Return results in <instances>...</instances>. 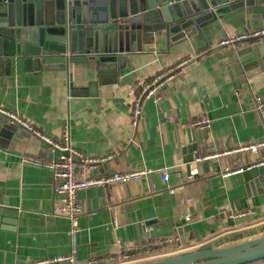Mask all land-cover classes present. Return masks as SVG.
Here are the masks:
<instances>
[{"label":"crops","instance_id":"1","mask_svg":"<svg viewBox=\"0 0 264 264\" xmlns=\"http://www.w3.org/2000/svg\"><path fill=\"white\" fill-rule=\"evenodd\" d=\"M262 27V17L251 21L245 12L227 11L184 41L164 32L140 41L115 72L100 77L83 63L21 74L0 70L1 107L54 139L67 128L71 147L107 156L91 174L153 171L114 184L106 194L96 186L79 190L83 213L72 238L69 219L61 214L64 197L52 194L50 169L29 162L48 161L53 153L0 116V264H102L119 255L117 239L140 247L153 243L159 259L264 235V179L250 189L242 174L258 156L232 151L195 161L264 137L253 108L254 95H264V62L249 67L247 81L235 86L222 55L228 50L217 46L223 37ZM253 41L239 42L238 48ZM186 57L189 63L162 86L160 100L145 101L133 126L132 86ZM202 115L210 119L206 130L191 124ZM258 170L264 176V165ZM241 211L247 214L231 215ZM168 238H178L184 251L173 253L175 244L160 243ZM70 253L72 262L54 260Z\"/></svg>","mask_w":264,"mask_h":264},{"label":"water","instance_id":"2","mask_svg":"<svg viewBox=\"0 0 264 264\" xmlns=\"http://www.w3.org/2000/svg\"><path fill=\"white\" fill-rule=\"evenodd\" d=\"M232 10L251 21L264 19V0H103L100 6L92 0H0V70L21 74L83 63L98 77L112 74L140 41L163 32L184 41ZM250 43L222 54L235 86L247 81L249 67L264 62V39ZM242 174L250 189L264 179L258 166ZM263 258L264 235L141 264H243Z\"/></svg>","mask_w":264,"mask_h":264},{"label":"built area","instance_id":"3","mask_svg":"<svg viewBox=\"0 0 264 264\" xmlns=\"http://www.w3.org/2000/svg\"><path fill=\"white\" fill-rule=\"evenodd\" d=\"M264 36V27L246 29L242 33L235 36H226L218 41L217 46L222 50H235L238 48L239 42L252 41ZM190 58L179 59L176 63L166 68L162 72L154 74L153 77L145 81H139L132 86L134 90V98L131 107V124L135 126L142 116V107L146 100L152 99L158 101L161 99L160 89L170 81L174 76L179 74L183 67L189 63ZM253 108L264 126V95L255 94L253 97ZM0 116L11 126L23 129L28 133L39 138L48 149L53 153V157L48 161L30 160L36 164H41L50 169L52 179V194L61 195L64 197V205L61 208V214L69 219L70 233L72 238L78 228L79 217L83 213L82 206L77 200V192L88 187H100L106 194L109 188L114 184H125L129 181L146 177L152 173L151 168H142L125 172H111L106 174H91L90 171L96 167V162H101L107 159V156L94 157L82 151L71 147L69 143V132L65 128L61 139H54L40 130L35 128L29 121L19 114L5 109L0 106ZM193 126L206 130L210 126V119L202 115L196 118L191 123ZM249 151L258 157L256 163L250 164L246 169L254 168L259 165H264V137L238 147L237 149L212 154L197 156L195 161L200 162L204 159L218 157L222 154L230 152ZM66 153V154H65ZM244 168L238 169L237 172H242ZM162 181L168 179L166 172L161 173ZM247 211L232 213L234 217H243ZM186 221L190 219V213L184 217ZM178 238L165 239L160 243L175 244L173 253L184 251L185 247L178 242ZM119 248V255L108 256L105 264H141L146 261L156 260V245L148 243L146 246L140 247L135 245H123L120 239L116 240ZM173 256H176L175 254ZM170 257V256H168ZM162 258H165L162 257ZM161 259V258H159ZM55 261H73L72 253L60 256L54 259Z\"/></svg>","mask_w":264,"mask_h":264},{"label":"trees","instance_id":"4","mask_svg":"<svg viewBox=\"0 0 264 264\" xmlns=\"http://www.w3.org/2000/svg\"><path fill=\"white\" fill-rule=\"evenodd\" d=\"M260 262H264V258L263 259H260V260L248 262V263H243V264H256V263H260Z\"/></svg>","mask_w":264,"mask_h":264},{"label":"rangeland","instance_id":"5","mask_svg":"<svg viewBox=\"0 0 264 264\" xmlns=\"http://www.w3.org/2000/svg\"><path fill=\"white\" fill-rule=\"evenodd\" d=\"M146 262H147V261H146ZM105 263H107V261L103 262L102 264H105Z\"/></svg>","mask_w":264,"mask_h":264}]
</instances>
